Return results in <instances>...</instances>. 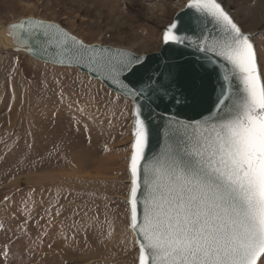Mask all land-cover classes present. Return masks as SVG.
Instances as JSON below:
<instances>
[{
    "label": "rangeland",
    "instance_id": "rangeland-1",
    "mask_svg": "<svg viewBox=\"0 0 264 264\" xmlns=\"http://www.w3.org/2000/svg\"><path fill=\"white\" fill-rule=\"evenodd\" d=\"M187 0H0L85 42L159 48ZM264 71V0H219ZM131 102L86 74L0 49V264H136L126 196Z\"/></svg>",
    "mask_w": 264,
    "mask_h": 264
},
{
    "label": "snow or ice",
    "instance_id": "snow-or-ice-1",
    "mask_svg": "<svg viewBox=\"0 0 264 264\" xmlns=\"http://www.w3.org/2000/svg\"><path fill=\"white\" fill-rule=\"evenodd\" d=\"M187 7L195 8L197 19L216 31L211 37L201 33L196 50L213 53L229 67L221 66L217 74L223 83L215 113L203 121L169 120V128H180L165 132L161 151L151 159L145 156L148 125L141 106L133 107L126 202L129 227L136 233L137 264H264V71L251 33L218 0H189ZM10 28L30 52L37 51L34 44L45 52L53 47L56 63H87L105 70L134 100L151 102L171 93L177 104L196 109L203 103L205 77L191 65H165L164 72L148 75L139 55L86 43L54 22L27 18ZM163 39L177 45L189 42L176 23ZM200 68L211 75L205 63ZM161 75L165 82L158 81Z\"/></svg>",
    "mask_w": 264,
    "mask_h": 264
},
{
    "label": "water",
    "instance_id": "water-1",
    "mask_svg": "<svg viewBox=\"0 0 264 264\" xmlns=\"http://www.w3.org/2000/svg\"><path fill=\"white\" fill-rule=\"evenodd\" d=\"M218 2L220 1L218 0ZM188 3L189 0L185 2V4L181 9L177 10L173 14L170 23L164 26L161 33V44L157 50L149 53H143V52L137 53L125 47H119L113 45L110 46L113 48H123L130 53L139 55L142 59V62L144 63V69L146 70V73L148 75H152L154 73H162L165 71V65H171L176 63L191 65L192 67H194L198 72H200L202 76L205 77V83H206L203 103L196 109H193L190 105L187 104H177L176 101L173 99L171 93L168 96L164 97L163 99H160L159 97H154L151 102L143 99V97H141L138 100H134L132 96L124 94V92L121 90L120 82L119 81L114 82L108 76V73L105 70L96 68L95 65H90L87 63H82V64H75V63L68 64L67 62L65 64L56 63L53 59V57L56 55V51L53 47H49L47 52H45L42 48H40L38 44H34L33 47L37 48V51L30 52L25 44L18 43V41L11 34V32L13 31L10 28L11 24L19 23L21 20L27 18H33L35 20L54 22L55 24L59 25L61 28L65 29L72 35L76 36L78 39H81L74 33L70 32L67 28H65L64 26H62L61 24L55 21L40 17L26 16V17H20L14 21L9 22L8 24H0L1 50L14 54L26 55L38 62H42L53 67L76 69L79 72L89 76L92 80L99 82L109 91L119 96H122L123 98L131 102V122H130V130H129L131 141H130L128 159H127L129 188H128L126 200L127 197L129 196V190L131 187V176L128 169V165L130 161V155L132 152V144L134 141V122L136 117L133 115V107L135 104H139L141 106L142 108L141 118L144 119L145 122L147 123L150 132L149 143L145 149V156L148 159H151L153 156H155L157 153L161 151V147L164 145L166 140L165 137L166 131L171 134L175 129L180 128V125H173L171 128H169L168 127L169 120L179 119L181 122H187L189 120L203 121L206 118H210V114L215 113V104L217 101V97L220 95V86L223 83V81L218 79L217 74L221 72V66H223L224 68H227L229 66L226 64V62L223 61L222 58L216 57L213 53H201L196 50V44L203 38L201 36V33H203L204 37H211L216 35V31L211 23H207L205 26L202 20L197 19L198 14L195 12V8L187 7ZM225 10L228 11L226 8ZM173 23L177 24L179 29V35L181 36L187 35V37L189 38L188 43H185L183 45H177L175 43L164 42L163 39L164 32L167 30L168 26H170ZM30 27H38V25H32ZM173 34H176V30H173ZM40 39L42 40L43 37H40ZM204 42L207 43L208 41L206 40ZM96 43L98 42H92V44H96ZM104 45H109V44H104ZM206 57L211 58V60L214 61V63H209L205 59ZM202 62L206 64L209 72H211L210 76H207L204 73L203 69L200 68V64ZM94 68L95 71L93 70ZM213 69H215V71H212ZM153 78L156 79L157 77L154 76ZM120 79L123 80V76ZM132 79L134 78L131 77L129 78V80ZM158 81L165 82L164 76L162 75L159 76ZM128 82L129 81H125V83ZM233 86H235V81H233ZM137 87H140V85H137ZM176 95L179 96V89L176 90ZM127 206H128V229L131 232V237L135 245L136 233L132 231L131 228L129 227L130 206L128 203ZM135 248L137 249V259H136V264H137L138 247L135 246Z\"/></svg>",
    "mask_w": 264,
    "mask_h": 264
},
{
    "label": "bare ground",
    "instance_id": "bare-ground-1",
    "mask_svg": "<svg viewBox=\"0 0 264 264\" xmlns=\"http://www.w3.org/2000/svg\"><path fill=\"white\" fill-rule=\"evenodd\" d=\"M182 7H183V6H182ZM182 7H181V8H182ZM181 8H179V9H181ZM179 9H178V10H179ZM176 11H177V10H176ZM238 25H239V24H238ZM239 26H240V25H239ZM240 27H241V26H240ZM245 32H246V31H245ZM248 33H249V32H248Z\"/></svg>",
    "mask_w": 264,
    "mask_h": 264
}]
</instances>
